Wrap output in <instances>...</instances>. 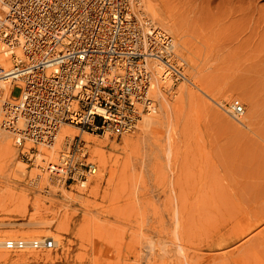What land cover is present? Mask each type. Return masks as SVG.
<instances>
[{"label":"rangeland","instance_id":"374dc122","mask_svg":"<svg viewBox=\"0 0 264 264\" xmlns=\"http://www.w3.org/2000/svg\"><path fill=\"white\" fill-rule=\"evenodd\" d=\"M148 1L192 83H164L165 94L186 84L185 95L167 94L159 122L147 130L140 123L118 145L84 135L120 156L93 158L116 172L102 195L78 188L56 195L44 162L21 155L30 143L21 148L0 129L9 142L0 149V240H59L19 250L0 245V264H264V22H215L229 17L218 0ZM229 32L241 35L230 41ZM235 99L244 112L233 117L225 108ZM66 127L69 139L77 134ZM127 138L131 146L121 149ZM125 162L129 177L117 195Z\"/></svg>","mask_w":264,"mask_h":264},{"label":"built area","instance_id":"2783aa9c","mask_svg":"<svg viewBox=\"0 0 264 264\" xmlns=\"http://www.w3.org/2000/svg\"><path fill=\"white\" fill-rule=\"evenodd\" d=\"M145 6L144 0H0V128L12 131L17 146L30 143L21 155L31 162L38 145H54L61 126L77 130L55 160H43L56 195L76 188L107 193L116 172L91 158L84 135L117 145L155 112L157 81L187 80L174 37ZM225 110L236 117L244 107L233 100ZM17 240L7 247L26 245Z\"/></svg>","mask_w":264,"mask_h":264},{"label":"bare ground","instance_id":"6f19581e","mask_svg":"<svg viewBox=\"0 0 264 264\" xmlns=\"http://www.w3.org/2000/svg\"><path fill=\"white\" fill-rule=\"evenodd\" d=\"M211 1H214V0H208V2H211ZM257 4L258 3H257L256 0H218L217 5L225 7L227 9V12L229 13V17L216 19L215 22H219V21L229 22V27L233 26V25L244 24L246 22H248V23H252V22L262 23V22H264V9L260 8V7H257ZM144 5L147 6V7L145 6V9H147L148 13L153 18V20H156V21L160 22V20L158 18V15L156 14L154 8L150 5V2L148 0H144ZM164 23L167 25L168 28L171 27L170 20H164ZM240 35H241V32H238V33H235V34L229 32V40L230 41H234ZM249 38H253V36H250ZM186 81L187 82H185V83H192L188 78H187ZM185 85L186 84H184V87H185ZM166 86L167 85L163 86V84L159 83V81L156 82V87H155L156 90L154 91L153 95H154V98L156 100L157 107H156L155 112L151 116H146L141 121V127L144 130H147V128H150L154 123H158L159 122V118H158L159 115L161 113H164V112L168 111L170 105H169V102L167 100V96L170 93H171L172 96H177V95L180 96V95H182V97H183V95H185L184 87H182L181 89L179 88V90H180L179 93H176V91L171 90V88L169 87L166 90V91H168V93H167L168 95H167V94H165L166 92L164 91L165 88H167ZM235 100H237V99H235ZM157 109H158L159 112H157ZM0 129H2V128H0ZM4 130H6V129H4ZM6 131H9L10 133H12V131H10V130H6ZM71 134L72 133L70 132L69 128L66 127V125L61 126L59 131H58V133H57V135H56V140L54 142V145H52V147H51L52 150L49 151V150H47L45 148H38L37 159L38 160H42V161L44 159L45 160H49V161L55 160L56 157H57V155H56L57 148H54V147L57 146V145L60 146L61 144H63V142L65 143V141H67L69 139V136ZM87 135H89V134H87ZM7 137H8L7 134L0 133V140L7 141V139H6ZM56 143H58V144H56ZM131 144H132V141L127 138V139H125L124 146L121 149H125L127 147H130ZM7 147H9V142L8 141L6 143H3V145L2 144L0 145V149H5ZM89 148H90V151H91V155H92L91 158L92 159L95 158V159L99 160L100 162L101 161L102 162H106V161H108L110 159H114L115 161H118V162L120 161V156L118 155V153L117 154L107 153L106 150L103 148V145H101L99 142H93L92 144H90ZM119 152H121V150H119ZM113 153H115V152H113ZM55 155H56V157H55ZM128 177H129V168H128L127 162H125L123 164V171H122L121 175H119V182H118L119 188L116 189L117 191L115 190L117 195H121L122 194L123 189H125L124 187L127 184ZM45 180L47 181L48 184L52 185V187H53V181H52V178H51L50 175L47 176L45 178ZM112 188L109 191H111ZM91 210L94 211L93 209H91ZM94 212H95L96 215L101 213L100 210L99 211L97 210V211H94ZM9 240H11V239L0 240V245L5 247L6 249L19 250V249H24L26 247L37 248V247H34L32 245L35 242H37V243L40 242L41 244H44L46 247H49V245L51 247L52 245H58L59 244V240L57 238H55L54 236H52V235L51 236H47L45 239H39V240H23V239H21L26 244L22 248H8L6 244L8 242H10ZM12 240L15 241V242L19 241L17 239H12ZM87 258H88L87 254L83 255V256L76 255L75 257L70 256V255H65V259H68V260L69 259L70 260L78 259L79 261H84ZM109 264H112V263H109ZM119 264H127V263H119Z\"/></svg>","mask_w":264,"mask_h":264}]
</instances>
